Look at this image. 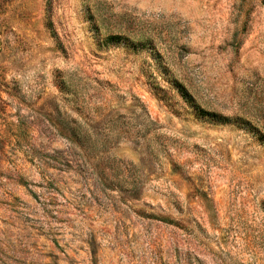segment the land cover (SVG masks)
<instances>
[{
    "label": "rangeland",
    "instance_id": "1",
    "mask_svg": "<svg viewBox=\"0 0 264 264\" xmlns=\"http://www.w3.org/2000/svg\"><path fill=\"white\" fill-rule=\"evenodd\" d=\"M0 264H264V0H0Z\"/></svg>",
    "mask_w": 264,
    "mask_h": 264
}]
</instances>
